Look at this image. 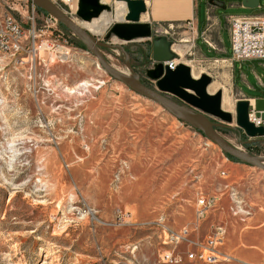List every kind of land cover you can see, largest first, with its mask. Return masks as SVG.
Listing matches in <instances>:
<instances>
[{
  "label": "rangeland",
  "instance_id": "obj_1",
  "mask_svg": "<svg viewBox=\"0 0 264 264\" xmlns=\"http://www.w3.org/2000/svg\"><path fill=\"white\" fill-rule=\"evenodd\" d=\"M220 1L222 16L264 10V0L258 9ZM102 2L116 10L117 0ZM30 4L0 0V17L11 15L26 36L23 51L0 56V264H245L186 254L218 225L226 229L221 252L230 237L260 226L262 216L250 220L246 210L264 208V171L232 164L195 128L109 76L66 31L68 44L59 39L43 13L33 21ZM104 53L155 88L144 59ZM221 124L230 143L264 157V138L250 139L236 121ZM201 196L214 203L203 218ZM236 201L247 205L238 215ZM167 253L183 261L167 262Z\"/></svg>",
  "mask_w": 264,
  "mask_h": 264
},
{
  "label": "water",
  "instance_id": "obj_2",
  "mask_svg": "<svg viewBox=\"0 0 264 264\" xmlns=\"http://www.w3.org/2000/svg\"><path fill=\"white\" fill-rule=\"evenodd\" d=\"M28 1L69 30L86 46L87 51L97 59L99 66L113 79L201 132L224 154L264 171L263 156H255L240 150L219 132L226 127L221 123L231 125L236 121L237 126L250 139L264 138V127H257L249 120V102L247 100L238 101L235 115L224 110L222 92L218 91L214 95L208 92V88L213 83L212 77L202 74L199 78H194L191 67L182 62L179 55L173 51L175 44L173 40L166 35L157 34L156 29L150 23L142 22L141 16L148 10L145 0H117L127 5V15L125 20L114 22L111 25L104 40L69 16L52 0ZM242 5L248 9H258L260 0H243ZM104 12H111V7L102 0H79L77 17L82 22L90 23ZM113 38L123 43L146 41L151 44L154 66L146 71V76L156 85L154 89L118 70L109 62L104 50L119 49V46L112 42ZM172 60H180L174 70L165 65Z\"/></svg>",
  "mask_w": 264,
  "mask_h": 264
},
{
  "label": "crops",
  "instance_id": "obj_3",
  "mask_svg": "<svg viewBox=\"0 0 264 264\" xmlns=\"http://www.w3.org/2000/svg\"><path fill=\"white\" fill-rule=\"evenodd\" d=\"M145 1L148 10L141 16L142 22L150 23L158 30L159 35H162L166 29L170 30L169 38L175 43L173 49L176 50V46L185 48L183 55L176 50L180 60L191 67L194 78H199L202 74L212 77L213 83L208 88V92L212 95L218 91L222 92L223 108L224 102L230 100L232 109L229 112L234 113L232 100H234L235 108L238 101L247 100L250 107H254L258 112H264V60L232 61V43L227 18L234 15L219 14L220 9H228L226 3L220 0ZM240 6L243 7L242 4ZM261 6L260 0L259 8H262ZM114 14L115 11L111 12L112 18ZM190 21L194 23V32L188 26ZM114 22L119 21L113 20L108 29ZM99 38L104 40V37ZM112 42L119 46V49L114 52L119 51L126 56L144 59V66L147 67L144 70L153 67L150 43L146 41L123 43L117 38H113ZM196 70H199V74L195 73ZM232 164L241 165L240 163ZM242 166L248 167L246 164ZM241 207L247 209V205H241ZM261 210H264L262 203L259 211ZM246 211L250 220L257 215L262 216L259 218L260 226L246 235L230 237L229 246L222 250V254L225 258H229L230 262L257 264L264 260V214L257 211L258 213L256 212L253 216L250 209ZM223 213H226L225 208ZM261 255L262 260H259Z\"/></svg>",
  "mask_w": 264,
  "mask_h": 264
},
{
  "label": "built area",
  "instance_id": "obj_4",
  "mask_svg": "<svg viewBox=\"0 0 264 264\" xmlns=\"http://www.w3.org/2000/svg\"><path fill=\"white\" fill-rule=\"evenodd\" d=\"M54 3H63L70 12L64 11L72 17L74 0H52ZM30 3V2H29ZM59 5V4H58ZM30 9L35 21V15L39 12L37 7L30 4ZM44 22L53 29L59 39L64 40L68 44V37L65 30L60 26V23L53 17L43 14ZM74 18V17H72ZM227 22L230 29L232 43V61L246 60H264V13L262 15L251 16H229ZM188 26L194 32V23L188 22ZM111 27V26H110ZM172 29V28H171ZM157 34L159 33L156 29ZM162 35L171 36L169 29L162 32ZM70 37V36H69ZM26 39L24 30L19 22L11 15L6 14L0 17V56L16 55L24 49V41ZM176 52V50H174ZM177 53V52H176ZM178 54V53H177ZM179 55V54H178ZM179 63L178 60L167 62L165 65L174 70ZM249 120L257 127H264V112H258L254 107H250ZM226 171L221 172V176H226ZM213 201L205 196H201L197 200V214L199 217H205L208 213ZM242 202L236 201L231 208L235 215H238L242 209ZM226 229L222 225L215 227L213 234L207 237L203 244L198 245L200 250L197 252H188L186 258L191 261H205L209 263H217L221 260L230 261L229 258L221 252V248L225 244ZM172 253H167L163 258L167 262L180 263L183 261V256H174Z\"/></svg>",
  "mask_w": 264,
  "mask_h": 264
},
{
  "label": "bare ground",
  "instance_id": "obj_5",
  "mask_svg": "<svg viewBox=\"0 0 264 264\" xmlns=\"http://www.w3.org/2000/svg\"><path fill=\"white\" fill-rule=\"evenodd\" d=\"M108 1V0H105ZM74 6L73 11L77 14L78 11V1L76 4V0H74ZM58 5V4H57ZM59 6V5H58ZM260 7V6H259ZM127 5L124 2H118L117 6H116V10H115V14L114 17L112 18V16L110 15L111 12H104L99 18L94 19L92 22L87 23V22H83V25L86 29L90 30L91 32L95 33V34H104L106 32V30L108 29L109 24L114 20V21H123L126 18L127 15ZM264 11V10H263ZM264 13V12H263ZM262 13V14H263ZM261 14V15H262ZM167 36V35H166ZM175 49L178 51V53L180 55L184 54L185 48L183 46H176ZM61 53L63 54V56H66L67 52L69 50L67 49H60ZM174 51V49H173ZM180 58V57H179ZM173 61V60H172ZM180 61V60H179ZM125 73V72H124ZM127 75H130L128 73H125ZM132 76V75H130ZM133 77V76H132ZM224 108L228 111H231L232 109V103L230 100H227L224 102ZM240 150L244 151L243 149L240 148Z\"/></svg>",
  "mask_w": 264,
  "mask_h": 264
},
{
  "label": "trees",
  "instance_id": "obj_6",
  "mask_svg": "<svg viewBox=\"0 0 264 264\" xmlns=\"http://www.w3.org/2000/svg\"><path fill=\"white\" fill-rule=\"evenodd\" d=\"M30 2V1H29ZM31 3V2H30ZM38 9V8H37ZM38 11L39 12H41V13H43V14H45V15H48L47 13H45L44 11H42V10H40V9H38ZM60 26L68 33V34H70L72 37H73V41H75L74 43L75 44H77L79 47H81L82 49H84V50H86L87 51V48H86V46L84 45V44H82L77 38H75L70 32H69V30H67L62 24H60ZM197 132H199L198 130H196ZM202 136H204L201 132H199ZM205 137V136H204ZM226 155V154H225ZM227 156V158L230 160V161H232V162H234V163H241V164H244V163H242L241 161H239V160H237V159H235V158H232L231 156H229V155H226Z\"/></svg>",
  "mask_w": 264,
  "mask_h": 264
},
{
  "label": "flooded vegetation",
  "instance_id": "obj_7",
  "mask_svg": "<svg viewBox=\"0 0 264 264\" xmlns=\"http://www.w3.org/2000/svg\"><path fill=\"white\" fill-rule=\"evenodd\" d=\"M151 68H152V67H151ZM151 68H148V69H151ZM148 69H147V70H148ZM147 70H145V71H147ZM147 79H148V78H147ZM148 80H150V79H148ZM150 81H151V80H150Z\"/></svg>",
  "mask_w": 264,
  "mask_h": 264
}]
</instances>
